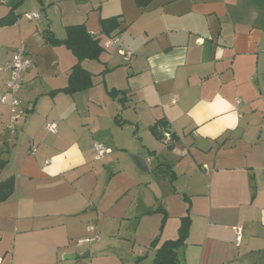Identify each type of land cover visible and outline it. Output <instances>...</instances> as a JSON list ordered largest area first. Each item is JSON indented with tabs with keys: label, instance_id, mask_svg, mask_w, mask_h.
Listing matches in <instances>:
<instances>
[{
	"label": "crops",
	"instance_id": "0c3cea01",
	"mask_svg": "<svg viewBox=\"0 0 264 264\" xmlns=\"http://www.w3.org/2000/svg\"><path fill=\"white\" fill-rule=\"evenodd\" d=\"M0 21V96L13 53L33 62L13 130L0 105V264H96L109 244L115 264H150L186 216L182 264H264V0H4ZM74 25L102 52L66 94L77 60L43 35Z\"/></svg>",
	"mask_w": 264,
	"mask_h": 264
},
{
	"label": "trees",
	"instance_id": "16d2710c",
	"mask_svg": "<svg viewBox=\"0 0 264 264\" xmlns=\"http://www.w3.org/2000/svg\"><path fill=\"white\" fill-rule=\"evenodd\" d=\"M151 0H136L138 7H145ZM10 20V19H9ZM9 23H12L9 21ZM1 22V21H0ZM103 21L102 26L106 28ZM108 31H104L106 33ZM44 39L52 46L64 45L75 56L77 63L72 67L66 87L59 90L66 94H74L87 90L92 87V75L81 67L84 60L98 61L102 52L99 42L92 35L88 34L83 25H74L66 27V38L62 41L55 39L50 32L44 33ZM58 92V91H57ZM118 91H108L111 97H116ZM153 134L158 137L157 127L152 128ZM5 162L0 159V172L4 168ZM14 190V182L12 178H8L0 182V203L4 202ZM189 218L186 216L181 219L178 229V238L174 241H166L162 243L156 250L155 255L150 264H182L178 251L184 244L188 234ZM158 239L156 238L150 244V247L156 248ZM143 257L136 259L135 264H141Z\"/></svg>",
	"mask_w": 264,
	"mask_h": 264
},
{
	"label": "built area",
	"instance_id": "2783aa9c",
	"mask_svg": "<svg viewBox=\"0 0 264 264\" xmlns=\"http://www.w3.org/2000/svg\"><path fill=\"white\" fill-rule=\"evenodd\" d=\"M25 16L27 19L33 20L37 19L39 15L37 13H30L26 14ZM118 42L119 40L117 37H110L104 43V48L107 49L111 46H116ZM120 54L125 58V60H129L132 57V54L129 52L120 51ZM32 67L33 62L28 58L25 51L22 49L16 50L13 53L10 61L4 67L5 70L8 72V77L5 82V92L2 96H0V105H8L10 108L11 119L9 129L11 130H13L14 124L22 115V111L19 108L20 102L17 98V94L20 91L22 85V74L31 69ZM235 103L239 104V100H236ZM44 127L49 133H56V123L46 122L44 124ZM94 153L95 159L99 160L103 158L107 153H109V150L105 149L99 143H94ZM90 230L93 231L94 227H90ZM235 232V244L238 246L241 239L240 229H235ZM92 240L93 239H80L79 242H90Z\"/></svg>",
	"mask_w": 264,
	"mask_h": 264
},
{
	"label": "rangeland",
	"instance_id": "374dc122",
	"mask_svg": "<svg viewBox=\"0 0 264 264\" xmlns=\"http://www.w3.org/2000/svg\"><path fill=\"white\" fill-rule=\"evenodd\" d=\"M115 247V245L109 244V245H105L102 248H99L98 252H97V261L96 264H115L114 261V257L118 258V251L117 253L113 252V248ZM117 245L115 247V249H117ZM125 257V256H124ZM124 257H120L121 262H123L125 260V263L129 262L128 259L124 258Z\"/></svg>",
	"mask_w": 264,
	"mask_h": 264
},
{
	"label": "water",
	"instance_id": "95a60500",
	"mask_svg": "<svg viewBox=\"0 0 264 264\" xmlns=\"http://www.w3.org/2000/svg\"><path fill=\"white\" fill-rule=\"evenodd\" d=\"M131 159L134 162L135 166L140 170V171H147V165L145 159L141 157H137L134 155H131Z\"/></svg>",
	"mask_w": 264,
	"mask_h": 264
}]
</instances>
